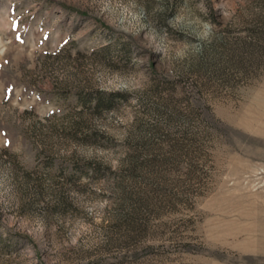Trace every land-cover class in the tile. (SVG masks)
<instances>
[{"label": "rangeland", "instance_id": "1", "mask_svg": "<svg viewBox=\"0 0 264 264\" xmlns=\"http://www.w3.org/2000/svg\"><path fill=\"white\" fill-rule=\"evenodd\" d=\"M0 264H264V0H0Z\"/></svg>", "mask_w": 264, "mask_h": 264}]
</instances>
